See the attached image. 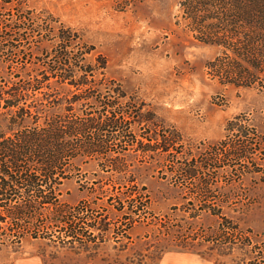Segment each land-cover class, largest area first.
Wrapping results in <instances>:
<instances>
[{"label":"trees","instance_id":"1","mask_svg":"<svg viewBox=\"0 0 264 264\" xmlns=\"http://www.w3.org/2000/svg\"><path fill=\"white\" fill-rule=\"evenodd\" d=\"M2 2L17 7L0 17V54L7 46L16 56L27 41L28 53H21L31 62L15 71L0 67V224L15 230L10 242L32 238L97 254L111 243L127 250L142 229L146 238L157 232V238L182 247L203 246L227 256L237 252L232 264H264V241L226 214L246 206L248 198L240 200L236 192L251 181L245 179L263 172L256 163V153L264 150L263 131L239 116L228 124L231 140L180 158L181 135L166 131L144 104L121 102L127 94L107 78L106 58H91L92 48L81 35L62 24L52 26L50 15L33 17L35 12L21 10L17 0ZM180 6L195 38L221 49L208 63L212 78L223 86L264 90V0H182ZM128 159L137 169L149 164L175 192L171 215L156 212L152 191L136 173L126 175ZM91 161L103 169L109 162L121 176L94 182L74 204L62 203V184L79 163ZM49 211L54 217L44 220ZM178 211L182 219L173 218ZM204 216L214 225L197 223ZM197 224L202 226L196 229ZM139 256L131 264L159 259L148 263L147 255Z\"/></svg>","mask_w":264,"mask_h":264},{"label":"rangeland","instance_id":"2","mask_svg":"<svg viewBox=\"0 0 264 264\" xmlns=\"http://www.w3.org/2000/svg\"><path fill=\"white\" fill-rule=\"evenodd\" d=\"M2 1L0 17L15 13L16 4ZM17 1L21 10L34 11L33 17L44 13L40 16L44 19L50 15L55 20L52 26L58 28L62 24L81 35L92 48L91 58L105 57L107 78L114 80L127 94L126 100L121 102L132 99L135 104H144L143 110L154 113L166 131L175 130L181 135L177 144L181 146L180 158L209 152L224 140H231L234 135L227 127L239 116H248L264 136V90L223 86L212 78L208 63L221 49L199 42L190 32L182 18V0ZM40 25L42 21L35 22V26ZM34 37V41H38L39 37ZM29 41L33 44L31 35ZM28 46L24 41L18 48L28 53ZM9 48L6 46L1 51L0 67L15 71L24 62L31 65L21 52L11 55ZM58 88L63 91L62 87ZM256 154L259 156L256 163L263 172L245 179L251 181H246L236 192L241 195L240 200L248 198L244 200L248 203L236 210L227 209L226 214L240 221L242 227L252 229L256 240L264 241V184L260 181L264 180V150ZM241 162L249 165L245 158ZM132 163L128 159L126 175L136 173L139 181L152 191L156 212L171 215V206L177 204L175 192L158 179L149 164L137 169V162L135 167ZM106 166L103 169L95 161L79 163L72 177L61 186L62 203L74 204L94 182H109L121 176L112 171L109 162ZM50 213L45 212L43 219H52L54 215ZM174 217L182 219V212L178 211ZM213 221L204 216L197 223L210 227ZM196 226L198 229L202 225ZM0 227V264H131V259L141 258L140 254L147 255L148 263L152 258H159L156 264H232L237 254L227 256L203 246H178L164 236L157 238V232L146 238L142 229L135 232L134 242L127 250L120 251L111 243L93 254L32 238L14 245L10 237L15 230L5 224Z\"/></svg>","mask_w":264,"mask_h":264}]
</instances>
